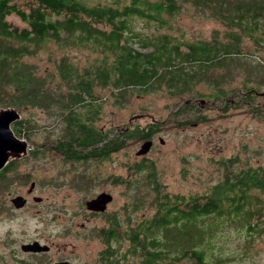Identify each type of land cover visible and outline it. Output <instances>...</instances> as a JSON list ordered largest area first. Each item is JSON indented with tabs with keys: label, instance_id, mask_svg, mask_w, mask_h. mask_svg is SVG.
Here are the masks:
<instances>
[{
	"label": "trees",
	"instance_id": "obj_1",
	"mask_svg": "<svg viewBox=\"0 0 264 264\" xmlns=\"http://www.w3.org/2000/svg\"><path fill=\"white\" fill-rule=\"evenodd\" d=\"M185 6L218 22L223 33L190 41L174 33L172 20ZM11 18L25 27H10ZM45 41L93 57L84 63L60 58L41 76L24 58ZM263 51L264 0H0V110L43 113V123L16 121L14 135L34 148L28 157L56 155L63 171L73 172L71 188H84L88 199L99 186L89 169L97 173L129 143L150 141L161 130L134 122L104 129L109 101L122 108L159 91L184 99L206 86L210 103L223 113L232 100L256 108L264 99V67L255 58ZM234 78L242 81L233 88ZM253 116L261 118L264 110ZM214 166L217 182L187 196L168 193L150 159L127 167L131 178H112L125 184L128 204L124 216L111 212L107 226L91 232L102 244L95 264H220L210 257L211 243L231 226L250 242L264 240V162L236 154Z\"/></svg>",
	"mask_w": 264,
	"mask_h": 264
},
{
	"label": "rangeland",
	"instance_id": "obj_2",
	"mask_svg": "<svg viewBox=\"0 0 264 264\" xmlns=\"http://www.w3.org/2000/svg\"><path fill=\"white\" fill-rule=\"evenodd\" d=\"M10 21L7 22L12 28L25 27L16 18H11ZM172 21L174 33L182 34L189 41L209 40L214 31H224L218 22L206 19L188 6ZM35 52L36 54L24 59L41 76L47 70L53 71L54 63L60 58L77 59L79 63H84L93 57V54L80 50L79 47L59 49L50 41H45ZM255 60L264 67V51ZM234 79L236 83L233 88L238 87L239 81H242ZM209 93L208 87L199 86L194 97L173 99L164 91H159L142 98H132L122 108H116L111 101L105 105L104 117L100 123L104 129L124 130L132 122L140 126L154 123L161 129L150 140L153 145L146 155L136 156L143 141L131 142L122 151L112 155L105 165L95 168L99 170L97 173L88 170L90 176L96 174L95 177L99 179L96 181L100 187L96 186L93 192L113 194L115 205L110 206L108 211L116 210L125 201L120 194L124 189L113 186L111 179L134 176L132 167L130 172L126 168L139 163L141 158L155 163L158 177L168 193L186 196L204 192L217 182L219 173L214 162L222 157L238 154L241 158L254 159L255 163L264 162V116H253L257 110H264V99L258 98L256 108H246V105L232 100L233 107L228 113H223L220 106L210 103ZM185 106L189 107L187 112ZM21 118L34 119L39 123L45 121L40 110H32L28 115L21 114ZM43 139L44 136L31 141L38 144ZM45 156L38 159L26 156L25 159L18 160L17 164L21 173H29L31 181L38 180L40 183L37 195L44 202L37 207L40 211L39 217H35L31 209L15 214L14 219L10 218L12 223L0 221V232H59L57 229L68 232L66 230L69 228H78L86 217L82 214L85 211L82 203L87 199L84 197L87 194L83 192L84 188H71V184H75L72 182L73 172L63 171V165L59 163L56 155ZM79 171H82L81 167ZM86 178L84 175L83 184L87 183ZM58 179L70 183L57 186L54 180ZM74 224L77 226L72 227ZM97 226H101L99 221L88 222L86 232ZM77 237L78 239H74L64 234L63 242L67 252L65 255L71 253L72 244L76 258L81 259L84 264L97 263L102 244L97 239L82 237L78 232ZM218 237L214 244L211 243L213 248L210 257L214 261H220V264H264V240L250 242L236 226L222 230ZM4 249L0 245V251Z\"/></svg>",
	"mask_w": 264,
	"mask_h": 264
},
{
	"label": "flooded vegetation",
	"instance_id": "obj_3",
	"mask_svg": "<svg viewBox=\"0 0 264 264\" xmlns=\"http://www.w3.org/2000/svg\"><path fill=\"white\" fill-rule=\"evenodd\" d=\"M33 150L34 148L28 147L26 155L15 160L25 159L29 152ZM30 177L31 175L29 173H21L18 166L15 165L8 167L5 165L0 170V221H6L8 224L12 223L13 220L10 218L28 209L34 211L35 217H39L40 211L37 207L41 206L44 200L37 195L40 189V183L38 180L37 182L31 181ZM112 184L113 186H120L124 189L120 194L124 197L125 201L114 210H121V215L124 216L128 204L125 184H122L120 181H112ZM103 193L111 196V202L106 205L103 211L89 210L87 203ZM17 198L25 201L22 207L17 208L13 203V200ZM82 204L85 207V211H82V214L86 217L78 225V228H69L66 230L68 232H61V229H57L59 232H0V245L5 247L4 251H0V264H84L81 259L76 258V252L72 244H70L71 253L65 255L67 252L63 242V236L65 234L66 236L78 239V232L82 237H90L91 232H94L96 229L93 227L94 229L92 228L86 232V224L88 222L98 223L99 221L101 226H97L98 228L107 226L105 217L111 212H114L108 210L110 206L115 205V201L113 194L100 192L84 200ZM74 226L77 225L74 224L72 227Z\"/></svg>",
	"mask_w": 264,
	"mask_h": 264
},
{
	"label": "water",
	"instance_id": "obj_4",
	"mask_svg": "<svg viewBox=\"0 0 264 264\" xmlns=\"http://www.w3.org/2000/svg\"><path fill=\"white\" fill-rule=\"evenodd\" d=\"M20 118L19 112L14 109L0 110V170L9 161L19 159L27 153L28 143L17 138L11 129V126ZM151 146V141L144 142L136 152V156L146 155L150 151ZM109 202H111V196L103 193L96 199L89 201L87 208L91 211H103ZM13 203L19 208L25 204V201L17 198L13 200ZM29 247L33 248L32 246Z\"/></svg>",
	"mask_w": 264,
	"mask_h": 264
}]
</instances>
